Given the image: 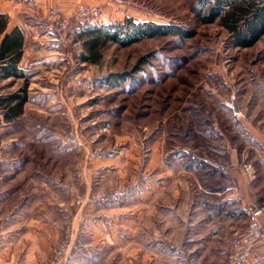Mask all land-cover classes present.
<instances>
[{
    "label": "rangeland",
    "instance_id": "374dc122",
    "mask_svg": "<svg viewBox=\"0 0 264 264\" xmlns=\"http://www.w3.org/2000/svg\"><path fill=\"white\" fill-rule=\"evenodd\" d=\"M130 1L150 11L141 21L178 25L193 36L108 43L97 62L81 61L76 30L67 35L68 47L33 43L25 61L38 62L28 80L0 79V95L26 88L29 99L12 122L0 105V174L32 196L30 208L45 206L46 195L52 219L64 207L63 232H75L70 211L85 207L88 264H223L245 209L264 204V135L257 133H264L263 121L229 118L264 113V35L253 46H237L220 19H201L198 10L214 0ZM124 72H131L127 80L110 77ZM183 146L210 162L188 171L181 156L174 167L172 152ZM12 158L14 174L3 162ZM218 160L224 170L212 164ZM215 178L233 182L216 189ZM234 178L243 182L239 193ZM221 208L233 218L213 219Z\"/></svg>",
    "mask_w": 264,
    "mask_h": 264
},
{
    "label": "crops",
    "instance_id": "0c3cea01",
    "mask_svg": "<svg viewBox=\"0 0 264 264\" xmlns=\"http://www.w3.org/2000/svg\"><path fill=\"white\" fill-rule=\"evenodd\" d=\"M82 1L88 4H103L105 6L106 13L103 21L104 24L123 20L126 16L133 17L137 21L150 19V11L130 0H0V13L8 16V23L5 32H11L14 28L20 27L25 33V45L22 53L23 57L19 63V66H21L23 70L28 73L31 65H34L36 62H38L35 60L30 62H28V60L25 61L26 52L27 50L32 49L33 43H37V45H43L49 43L50 41H54L51 40L52 38H50L52 37V33L49 30V26H47L46 21V16L49 9L58 7L68 14L72 13L77 4ZM4 33L0 32V40ZM241 107L240 111L243 113ZM229 118L230 120L233 119L236 122L238 120L243 122L263 121L262 129H264V113L245 115L235 114L229 116ZM250 125V129L252 130L253 126L252 124ZM217 127L218 126L214 124V128ZM219 129V131H222L221 128ZM257 131L258 134L264 135L263 131L260 129H257ZM220 135L222 136L223 133L220 132ZM229 149L228 153L231 155L230 163L233 165L234 161L238 162L235 152L236 149L233 146L230 151ZM181 156H183V159L185 160V170L188 171H190L189 169L191 167L196 166L197 162L200 165L202 161L210 162L208 159H205V157L203 159L198 157L195 151L190 147L183 146L181 151L173 150L171 159V161H173L171 162V165H174L175 167V164L178 162ZM196 157L198 158L195 159ZM213 161L212 164H215L218 171L225 169V166L220 164L219 160L215 162ZM3 162L7 164L9 168L8 171H10L12 174L16 173V166L13 158L4 160ZM3 176L5 175L1 173L0 264H48L52 258L51 256L54 246L60 243L62 240V233L64 234L62 226L63 218L65 217L64 215H66V213H61V210L64 211L65 208H60L55 216V219H52L51 216L46 213V207L54 204L51 202V199L48 195L45 197V206L37 209H32V207L30 208V199L32 196H29V193L18 192V187H13L11 183H7ZM215 180L216 181H214L213 186L215 185L214 187L216 189H219V187H224L225 184L229 185L231 182H233H222L221 180H218V178H215ZM234 181L235 189L238 192L239 187L243 186V182H241L240 179H235ZM243 181L247 184L248 179L245 177ZM227 188L230 190L229 188L233 187L228 186ZM214 193L218 195L222 194L220 190L214 191ZM234 194L236 195V193ZM234 194H231L225 199L234 198ZM70 197L73 198V194H71ZM249 205L256 206L254 204ZM213 206L215 207L216 205ZM84 208V206H80L77 207L73 212L72 210L70 211V213L73 215V223L75 224L76 229L75 232L72 233L69 241L70 246L67 252L68 259L66 264H88L87 261L91 258L89 252H86L85 248L90 242L89 237L91 235H89V233L84 230L85 227H83ZM232 213L233 211L229 209L223 210L221 208L219 211L217 209L216 212L214 211V213H212V218H219V220L221 218L231 219L233 218ZM131 226L132 225H130L128 234L131 231ZM92 237L94 238L93 235ZM229 240L230 238L228 239V243Z\"/></svg>",
    "mask_w": 264,
    "mask_h": 264
},
{
    "label": "trees",
    "instance_id": "16d2710c",
    "mask_svg": "<svg viewBox=\"0 0 264 264\" xmlns=\"http://www.w3.org/2000/svg\"><path fill=\"white\" fill-rule=\"evenodd\" d=\"M210 5V6H209ZM208 5L205 1L203 9L198 10L204 22L211 23L220 19L231 33L239 47L253 46L264 35V0H214ZM209 6V7H208ZM245 23V28L241 23ZM8 16L0 13V32L6 31ZM75 42H80L84 49L80 54L82 62H97L101 56L100 50L108 43L117 42L122 46L141 41L144 38H152L159 35H178L191 37L193 31L182 29L178 25H167L153 21L135 22L127 17L122 22L75 25ZM25 45V33L22 28L16 27L11 32H5L0 40V79L19 78L28 80L27 73L19 63L22 60ZM145 59H142L139 65ZM131 72L114 73L110 77L115 80H127ZM27 89L9 95H0V105L5 109V117L8 122L15 121L22 115L25 105L28 103Z\"/></svg>",
    "mask_w": 264,
    "mask_h": 264
},
{
    "label": "built area",
    "instance_id": "2783aa9c",
    "mask_svg": "<svg viewBox=\"0 0 264 264\" xmlns=\"http://www.w3.org/2000/svg\"><path fill=\"white\" fill-rule=\"evenodd\" d=\"M106 9L102 4L82 3L76 12L67 14L58 7L49 9L46 16L47 26L53 34L52 40L68 47L67 35L75 25H98L105 18ZM252 162L244 164L251 171ZM245 224L235 228L228 243V255L224 264H264V204L249 205L245 213ZM70 230L66 229L59 244L54 246L52 258L48 264H66L70 246Z\"/></svg>",
    "mask_w": 264,
    "mask_h": 264
},
{
    "label": "water",
    "instance_id": "95a60500",
    "mask_svg": "<svg viewBox=\"0 0 264 264\" xmlns=\"http://www.w3.org/2000/svg\"><path fill=\"white\" fill-rule=\"evenodd\" d=\"M232 105H233V108H234V112L237 113L239 111V107H238V105H236V102L234 100H233Z\"/></svg>",
    "mask_w": 264,
    "mask_h": 264
}]
</instances>
